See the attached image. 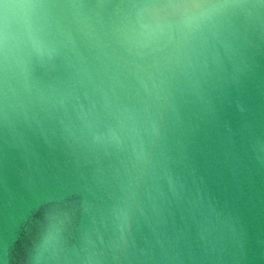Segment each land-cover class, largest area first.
Instances as JSON below:
<instances>
[{
	"label": "water",
	"instance_id": "water-1",
	"mask_svg": "<svg viewBox=\"0 0 264 264\" xmlns=\"http://www.w3.org/2000/svg\"><path fill=\"white\" fill-rule=\"evenodd\" d=\"M0 264H264V0H0Z\"/></svg>",
	"mask_w": 264,
	"mask_h": 264
}]
</instances>
